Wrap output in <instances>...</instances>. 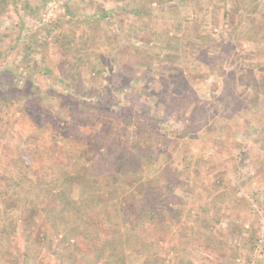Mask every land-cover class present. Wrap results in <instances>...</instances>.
Masks as SVG:
<instances>
[{
  "label": "rangeland",
  "instance_id": "1",
  "mask_svg": "<svg viewBox=\"0 0 264 264\" xmlns=\"http://www.w3.org/2000/svg\"><path fill=\"white\" fill-rule=\"evenodd\" d=\"M0 264H264V0H0Z\"/></svg>",
  "mask_w": 264,
  "mask_h": 264
},
{
  "label": "trees",
  "instance_id": "2",
  "mask_svg": "<svg viewBox=\"0 0 264 264\" xmlns=\"http://www.w3.org/2000/svg\"><path fill=\"white\" fill-rule=\"evenodd\" d=\"M247 34V33H246Z\"/></svg>",
  "mask_w": 264,
  "mask_h": 264
}]
</instances>
